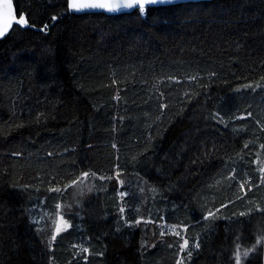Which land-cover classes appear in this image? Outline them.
Returning a JSON list of instances; mask_svg holds the SVG:
<instances>
[{"label":"trees","instance_id":"1","mask_svg":"<svg viewBox=\"0 0 264 264\" xmlns=\"http://www.w3.org/2000/svg\"><path fill=\"white\" fill-rule=\"evenodd\" d=\"M11 3L28 23L0 39V264H264V0Z\"/></svg>","mask_w":264,"mask_h":264},{"label":"snow or ice","instance_id":"2","mask_svg":"<svg viewBox=\"0 0 264 264\" xmlns=\"http://www.w3.org/2000/svg\"><path fill=\"white\" fill-rule=\"evenodd\" d=\"M165 2H171V0H115V2H103V0H90V2L85 3H77L76 0H70L69 8L81 11L85 9H104L110 12H116V11H124V10H137L140 12L141 15H144L146 12V5H155L159 3H165ZM3 11V22L0 24V36L4 35L5 32L8 31V29L12 26L13 22L20 25H27V20L25 16L21 15L18 18H16L14 11H13V5L11 3V0H6ZM262 172H264V169H261ZM88 173L83 174V178L88 177ZM77 183L76 181L73 182V184ZM241 188H244V184H241ZM55 191H60V189H54ZM209 215H212L209 213ZM175 230V226H173V231ZM57 232L61 231L60 226L58 225L56 228ZM163 234V233H162ZM55 239V237H53ZM260 241H258L259 243ZM188 241L185 240L184 244L181 246L182 248L187 247ZM84 251H87V249H84ZM189 255L191 253L189 252ZM244 255H247L245 252ZM240 256L239 253L237 254V264H239ZM179 264V262H178Z\"/></svg>","mask_w":264,"mask_h":264},{"label":"rangeland","instance_id":"3","mask_svg":"<svg viewBox=\"0 0 264 264\" xmlns=\"http://www.w3.org/2000/svg\"><path fill=\"white\" fill-rule=\"evenodd\" d=\"M6 0H0V7H3L4 4H5ZM94 186V183L91 182L90 180H88L87 178H83L82 180L78 181L77 183H75L71 189V191L69 192V195H68V198L66 199V201H64L62 203V206L61 208L63 210H66V209H69V210H73V207L74 206H78L79 205V202L77 204V200L79 199V201H82L81 198H83L84 196H87L91 191L93 192V189L92 187ZM140 193H143L140 192ZM70 211V212H71ZM39 212V211H38ZM56 219H55V222H54V226H55V229L57 228V226L59 225L60 228H61V231H64L66 230L67 228L70 227L71 225V218L69 217H66L65 218L63 217L62 214H57L56 215ZM35 221L40 224L39 227L41 230H43V226H42V221H41V218L40 217H37L35 219ZM166 218L163 219V223L162 224V231H168V232H171V233H177V232H180L178 231L177 229H175L173 231V228L169 226V223L167 222L166 223ZM155 225H158L160 224L159 221L155 220V218H153V221H152ZM159 231V230H158ZM57 231H55V234H56ZM59 232V233H60ZM58 233V232H57Z\"/></svg>","mask_w":264,"mask_h":264},{"label":"water","instance_id":"4","mask_svg":"<svg viewBox=\"0 0 264 264\" xmlns=\"http://www.w3.org/2000/svg\"><path fill=\"white\" fill-rule=\"evenodd\" d=\"M70 3V0H68ZM201 1H212V0H171V2H165V3H159V4H155V5H146V8H152V7H167V6H174L177 4H184V3H188V2H201ZM77 3H85V2H90V0H76ZM103 2H115V0H103ZM3 11L4 8L0 7V24H2L3 22ZM14 11V8H13ZM76 11V10H75ZM135 10H124V11H116V12H110L104 9H85V10H81V11H77V12H81V13H102V14H106V15H120V14H124V13H131ZM15 14V11H14ZM16 16V14H15ZM16 18H18L16 16ZM18 25V26H22L20 24H16L15 22H13L12 26L8 29L7 32L4 33V35L0 36V39L4 38L13 28V26ZM23 28H26L27 25H23Z\"/></svg>","mask_w":264,"mask_h":264}]
</instances>
